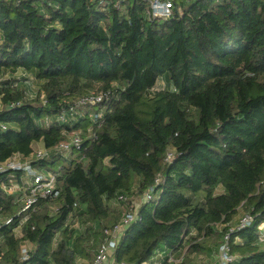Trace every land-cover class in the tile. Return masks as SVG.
I'll use <instances>...</instances> for the list:
<instances>
[{
    "label": "trees",
    "instance_id": "obj_1",
    "mask_svg": "<svg viewBox=\"0 0 264 264\" xmlns=\"http://www.w3.org/2000/svg\"><path fill=\"white\" fill-rule=\"evenodd\" d=\"M173 2L169 19L148 20L141 0H0V75L40 83L27 100L22 83L0 82V162L38 141L83 139L33 162L56 173L58 194L20 226L23 172L0 174V264H91L132 195H142L140 220L118 237L114 264L156 252L158 264H193L227 233L228 264H264V0ZM91 90L109 99L55 121ZM12 183L18 191L2 190ZM245 213L250 223L229 232Z\"/></svg>",
    "mask_w": 264,
    "mask_h": 264
},
{
    "label": "built area",
    "instance_id": "obj_2",
    "mask_svg": "<svg viewBox=\"0 0 264 264\" xmlns=\"http://www.w3.org/2000/svg\"><path fill=\"white\" fill-rule=\"evenodd\" d=\"M145 4L144 15L148 20L155 19H169L173 15L174 2L173 0H141ZM25 73V72H24ZM26 75V74H24ZM159 81V80H158ZM157 81V82H158ZM162 82V81H161ZM16 85V84H14ZM157 86V87H156ZM164 87V84H155L152 90H159ZM23 95L27 100H31L35 97L29 92V89L26 88L25 84H22ZM109 99V92L91 90L86 94L80 96L72 105L69 107L60 110V112L55 116L56 122H73L77 118L83 115L81 109L85 106H93L101 102L107 101ZM2 104L0 109L2 108ZM90 118L93 122L100 124L102 122V114L95 113L91 114ZM45 123L48 124L50 119L45 118ZM5 125H1L2 129H5ZM82 137L79 133H73L68 135L67 139L59 142L57 145L46 148L42 147L39 149H33L32 152L27 156L14 155L9 159H6L0 162V174L8 171L21 170L23 174L28 176V180L24 182L22 196V211L24 215L19 222V226L27 219L28 212L33 210L34 205L39 198H55L57 197L58 192L56 191L55 182H56V173L37 169L33 166V162L49 158L51 156H65L68 155L73 150H79L82 144ZM172 159V151H167L165 154V160L170 161ZM1 188L4 192L10 194L19 190L18 185H1ZM117 199L119 201H126L127 197L123 194L118 195ZM153 199L152 188L144 192L143 200L149 201ZM251 216L247 213L242 214L236 224L230 226L229 232L234 230H239L246 227L250 221ZM140 220L138 214V207H133L127 210L121 217L120 222L116 225L110 233V238L107 243H102L96 247L91 264H114L111 259V253L113 251L114 245L117 243V239L120 236L123 229L130 226L132 223H135ZM10 219L4 220V223L7 224ZM262 227V226H260ZM19 228V227H18ZM17 228L16 233L19 234L20 230ZM229 234L223 236V241L218 247L219 256L216 262L209 264H228L231 262L234 257L229 254V248L227 245V239ZM264 239L263 236L260 237V240ZM28 245L25 243L21 246L20 256L22 260L28 259ZM162 257V252H156L151 260L148 262H142L139 264H149L151 262L158 264ZM168 260L172 261L173 257L168 255Z\"/></svg>",
    "mask_w": 264,
    "mask_h": 264
},
{
    "label": "rangeland",
    "instance_id": "obj_3",
    "mask_svg": "<svg viewBox=\"0 0 264 264\" xmlns=\"http://www.w3.org/2000/svg\"><path fill=\"white\" fill-rule=\"evenodd\" d=\"M26 74V75H24ZM6 78H9V80H12V83L17 84V83H22L25 84L26 88L29 89V92L32 95H35V93L39 90V85L40 84L38 81L33 79L32 76H30L27 73L18 71L16 74L13 76H5L4 74L0 75V82L4 81ZM156 84H162L161 80H159ZM157 87V86H156ZM1 106V102H0ZM13 185H17L15 183H12ZM217 192H220V188H217ZM130 201L129 205L127 206L128 209H131L136 206V204H139L140 201H142V195L140 197L136 195H132L128 198ZM243 209L241 208L238 213H242ZM223 225H218V228H222ZM222 242V241H221ZM221 242L216 241V240H210L208 245L209 246H214L215 251H208L206 253H203L199 256H195L193 260V264H209L217 261V258L219 256L218 250L216 251V248L219 247ZM216 260V261H215Z\"/></svg>",
    "mask_w": 264,
    "mask_h": 264
},
{
    "label": "crops",
    "instance_id": "obj_4",
    "mask_svg": "<svg viewBox=\"0 0 264 264\" xmlns=\"http://www.w3.org/2000/svg\"><path fill=\"white\" fill-rule=\"evenodd\" d=\"M32 147H33V149L42 148L43 147V143H42V141L35 142V143H33ZM21 179H22V183H23V182L26 181V179L28 180V176L26 174H22ZM138 206H139V204H136L135 207H138ZM236 217H237V215L235 216V218ZM218 229L220 230L221 228H218ZM78 263H79V261H78Z\"/></svg>",
    "mask_w": 264,
    "mask_h": 264
}]
</instances>
